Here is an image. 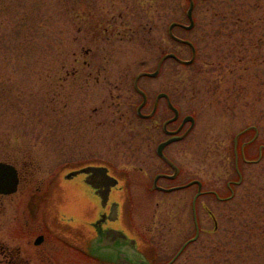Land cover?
<instances>
[{"label":"rangeland","instance_id":"1","mask_svg":"<svg viewBox=\"0 0 264 264\" xmlns=\"http://www.w3.org/2000/svg\"><path fill=\"white\" fill-rule=\"evenodd\" d=\"M89 1L0 0V160L18 166L25 178L33 173L29 184L49 185L52 191L75 186L86 198L83 176L67 180L65 175L90 163L109 165L124 185L125 192H119L125 222L132 230L157 223L154 245L145 248L168 261L173 255L166 250L174 254L195 234V188L153 189L159 172H171L156 154L165 138L163 118L171 114L160 110L161 127L141 120L137 106L143 97L135 78L159 69L157 77L140 78L138 87L153 99L170 91L182 116L192 114L197 121L187 141L199 142L203 154L189 147L182 155L181 144L168 150L184 170L180 182L195 178L198 170L206 190L226 188L223 182L237 178L234 136L247 126L258 128L242 138L252 139L253 160L264 145V0H198L195 29H174L197 46L195 63L169 60L160 68L154 57L168 51L192 58L190 47L170 41L169 34L172 23L189 24V0H124L120 12L136 17L137 33L108 44L88 26ZM110 1L94 0L102 11L114 4ZM243 172L245 183L229 204L210 194L203 198L202 238L192 242L179 264H264V153ZM160 185L170 186L166 180ZM185 214L188 230L176 241V221ZM9 216L2 214V221ZM77 245L83 248L80 239Z\"/></svg>","mask_w":264,"mask_h":264},{"label":"flooded vegetation","instance_id":"2","mask_svg":"<svg viewBox=\"0 0 264 264\" xmlns=\"http://www.w3.org/2000/svg\"><path fill=\"white\" fill-rule=\"evenodd\" d=\"M197 1L193 0L194 12L197 8ZM110 2L114 4L107 11H102L101 8L98 9L94 0L88 2V26H90L92 33L93 31L95 32V37L101 38L106 44L109 41L114 40L115 42L118 39L129 38L128 34L135 35L137 33L134 25V22L137 20L136 17L133 14L131 16L125 14L124 16L123 12H120L123 10V6L126 7L124 0H111ZM131 9L127 8L126 12L130 13ZM130 38L134 40L135 36H130ZM171 40L173 41L170 37ZM180 41L182 45L188 46L185 43L186 39H181ZM111 44L113 45V42ZM92 52V48H90L88 54ZM169 53L172 52L168 51L163 53L161 57L154 58L160 62ZM104 60L108 59L104 58ZM142 91L145 93V99L143 96L141 103L137 106L138 108L143 105L141 110L142 116L137 114L141 120H153L154 123L159 124L161 127L160 117L162 115L160 116V110L168 109L169 114H171L169 118H163L165 120L162 124V129L165 138L158 142L156 154L160 144L172 138H181L164 148L163 157L157 154V158L170 168L171 172H159L153 181V189L158 193H167V190L181 188L174 190L176 193L195 188V196L191 204L195 227L194 236L189 238L174 254L172 253V249H167L166 252H168V255H173L172 258L168 261L161 260L159 252L149 254L150 248L148 250L145 248V246L151 247L154 245L153 239H156V234H159L157 233L158 224L154 223L153 227L145 225L132 230L125 222V202L121 199L119 192L120 189L124 192L125 190L119 178V185L113 187L110 191L102 184H99L100 180L90 179L98 186V189L86 185L89 189L88 198H86L77 191L75 186L58 185L53 187L52 191V187L49 185L29 184L33 173H27V178H25L18 166L0 160L16 169L18 179L16 191L11 194L0 193V264H113L111 263L113 261H115L114 264H179L183 254L192 243L187 245L180 253L184 245L195 236H198L196 241L201 240L203 229L198 209L199 207L203 208V198L206 194H210L209 196L213 197L217 203L229 204L231 200L228 199L235 198L237 191L245 183L243 167L253 163L257 164L263 157L264 145L258 149V158H260L253 160L250 158V150L253 144L252 139L242 142V138L249 134L247 131L258 128L247 126L235 135V138L231 141V144L233 143L231 151L235 157L234 166L237 172V178L235 179L237 180L223 182L226 188L221 185L219 188L214 186L212 189L206 190L204 176L202 173L199 174L197 170L195 178L187 180L186 176V183H183L180 182V178L184 170L175 162V158L168 150L173 146L181 144L182 155L188 154L189 147L195 148L197 154H203V149L199 147V142L196 141L193 146L187 141L191 134L197 131L195 127L197 121L191 114L195 120L194 127H191V121L184 123L185 118L189 115L182 116V109L174 103L170 91L158 92L154 99L148 92H145L143 89ZM160 94H166L167 97L159 98ZM169 102H172L179 108V116L175 121H171L175 117V114L169 106ZM236 122H230V125H234L235 127ZM156 124L154 125L155 128H159V125L156 126ZM199 165L203 168V162ZM90 166L93 165L90 164ZM109 174L114 176L111 171ZM84 176L85 178L87 177L86 175ZM157 178L158 181L156 182ZM162 180H166L170 186H161L160 182ZM128 190L130 193L133 192L130 185ZM225 190L228 191V195L222 194ZM20 193V197L17 198L16 196ZM100 193H103L105 197L107 194L109 196L105 206L103 205ZM93 198L95 201L92 200ZM14 201L16 203L13 207ZM184 204L187 208V199ZM157 205L160 206L159 204ZM12 208L15 210L14 212ZM113 209H115V213H112ZM130 210L131 214L134 211L133 204ZM6 213L10 216L2 221L1 216ZM156 217L157 213L155 214ZM188 220V215L185 214L176 221L177 228L175 230H178L176 241H179L183 234L186 235ZM165 224L164 226L162 225L164 231L167 229V225ZM78 239H80V244L84 249L77 245Z\"/></svg>","mask_w":264,"mask_h":264},{"label":"water","instance_id":"3","mask_svg":"<svg viewBox=\"0 0 264 264\" xmlns=\"http://www.w3.org/2000/svg\"><path fill=\"white\" fill-rule=\"evenodd\" d=\"M193 10H194V3L192 1L190 8L188 10V13H187L188 19L190 21V25H181L183 28H185L188 31L192 30L194 28V25H195L194 17H193ZM176 25H178V24H176V23L172 24L170 27V30L172 31ZM171 58L175 59L179 62H182L175 54H168L164 57L163 60L171 59ZM192 61L193 60L184 61L182 63L191 64ZM160 66H159V68H160ZM142 75H146L149 77H157L159 75V69L154 73H144ZM162 97H167V95L166 94H160L159 98H162ZM169 106L175 112V117L171 121H175L179 116V111L172 105L171 102L169 103ZM141 109H142V107L139 108V114H141ZM188 121L192 122V127H193L194 123H195L194 118L188 116L185 118L184 123H187ZM180 139L181 138H172V139L160 144L158 147L159 156L163 157V151L167 145L171 144L172 142L178 141ZM81 175L87 176L85 179V183L87 185L92 186L94 189H98V186L95 185V183L93 181H91L90 179L100 180L99 184H102L103 186H105L106 189H108V191H110L112 189V187H115L119 184V179H117L114 176H111L109 174V168L107 166H100V165L99 166H87V167H83V168H80L77 170L70 171L66 175L65 178L67 180H71V179L78 177V176H81ZM158 178L156 179V182L158 181ZM17 184H18V179H17L16 169L9 164L0 162V193H5V194L13 193L14 191H16ZM189 185H192V184H189ZM175 189H177V188H175ZM175 189H173V190H175ZM173 190H168V191H173ZM108 191H107V193H108ZM100 196L103 199V205L105 206L106 203L108 202L109 196L107 194V196L105 197L103 193H100ZM113 208H114V206H113ZM197 237L198 236H196L192 240L188 241L184 245V247L182 248L180 253L186 248L187 245H189L191 242L195 241L197 239Z\"/></svg>","mask_w":264,"mask_h":264},{"label":"bare ground","instance_id":"4","mask_svg":"<svg viewBox=\"0 0 264 264\" xmlns=\"http://www.w3.org/2000/svg\"><path fill=\"white\" fill-rule=\"evenodd\" d=\"M140 90H142V89H140ZM114 210H115V209H113V210H112V213H115V211H114Z\"/></svg>","mask_w":264,"mask_h":264},{"label":"trees","instance_id":"5","mask_svg":"<svg viewBox=\"0 0 264 264\" xmlns=\"http://www.w3.org/2000/svg\"><path fill=\"white\" fill-rule=\"evenodd\" d=\"M198 50V49H197Z\"/></svg>","mask_w":264,"mask_h":264}]
</instances>
